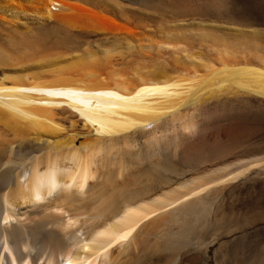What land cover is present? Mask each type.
<instances>
[{
  "label": "bare ground",
  "instance_id": "6f19581e",
  "mask_svg": "<svg viewBox=\"0 0 264 264\" xmlns=\"http://www.w3.org/2000/svg\"><path fill=\"white\" fill-rule=\"evenodd\" d=\"M86 2L0 0V264H152L158 253L175 264L190 250L205 261L224 231L219 197L264 155L228 161L234 138L210 140L203 105L226 92L264 104V58L78 75L95 59L69 52L74 32L135 36L122 12ZM32 140L40 149L21 153ZM239 252L216 264H264Z\"/></svg>",
  "mask_w": 264,
  "mask_h": 264
},
{
  "label": "rangeland",
  "instance_id": "374dc122",
  "mask_svg": "<svg viewBox=\"0 0 264 264\" xmlns=\"http://www.w3.org/2000/svg\"><path fill=\"white\" fill-rule=\"evenodd\" d=\"M71 1H87L89 6L98 10L104 9L103 7L106 9L111 5L108 8L110 10L113 6L114 10L113 7L111 10L115 11L114 13L122 12L123 16H119L123 17L124 22H129L127 24L129 27L131 25L130 29L135 35H129L130 37L126 34L125 37L120 35L122 40L120 36L119 39L103 38L87 32H74L72 37H69L68 47H72H69V52L74 55L80 54V57L91 55L95 59L93 64L78 68L75 71L78 75L82 72L81 75H90L94 69L100 67L99 63H101L100 69H106V75L110 74L113 77L116 73L115 76L135 78L133 75L137 77V74H145L152 70L171 72L178 63L176 68L181 67L182 64L187 66L193 61L198 62L197 60L206 63L223 56L232 58L241 55H249L255 61L256 56L264 58V0H225L227 7L225 5L224 8H217L213 4L201 8L197 0ZM85 53L88 55L84 56ZM27 60L28 64L39 61L32 58ZM108 69L112 70V74ZM238 96L230 92L215 94L203 105V109L213 114L209 121L211 127L207 131L208 137L213 138L218 135L231 142V139H228L230 137L237 143L234 145L232 139L234 152L227 155L228 161L231 162L235 158H243L241 160L244 161L252 153L256 157L259 156L258 158L264 155V104L254 102L244 104L240 102ZM39 143L37 140H32L29 144L34 145L33 147H29V144L28 147L23 145L20 151L32 156L37 149H40V146L37 147ZM218 162L216 160L215 163ZM259 167L262 168L264 165L260 163ZM261 168L258 169L259 173L249 176V179L233 182L232 187L225 189L221 194L222 197H219L216 203V206L218 205L216 207L218 216H216L224 231L221 236H217L215 242L208 245L206 260H201L198 251L190 250V255L181 256L175 264H188L192 260V264H216L221 256H228L227 258L231 259L230 255L236 249L240 250L241 256L255 252L260 256L264 254V174L262 173L264 170L262 168L261 171ZM228 229H231L230 233L227 232ZM205 238L209 239L207 235ZM168 258L167 254L158 253L152 257L151 262L169 264Z\"/></svg>",
  "mask_w": 264,
  "mask_h": 264
}]
</instances>
